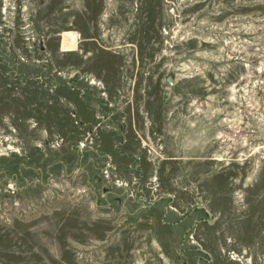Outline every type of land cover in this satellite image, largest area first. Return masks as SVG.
<instances>
[{
  "label": "rangeland",
  "instance_id": "374dc122",
  "mask_svg": "<svg viewBox=\"0 0 264 264\" xmlns=\"http://www.w3.org/2000/svg\"><path fill=\"white\" fill-rule=\"evenodd\" d=\"M0 264H264V0H0Z\"/></svg>",
  "mask_w": 264,
  "mask_h": 264
},
{
  "label": "bare ground",
  "instance_id": "6f19581e",
  "mask_svg": "<svg viewBox=\"0 0 264 264\" xmlns=\"http://www.w3.org/2000/svg\"><path fill=\"white\" fill-rule=\"evenodd\" d=\"M66 39H67V42H62V44H63V46L64 47H67V46H69V47H72V46H74V39H75V36H74V34H72V33H66Z\"/></svg>",
  "mask_w": 264,
  "mask_h": 264
},
{
  "label": "water",
  "instance_id": "95a60500",
  "mask_svg": "<svg viewBox=\"0 0 264 264\" xmlns=\"http://www.w3.org/2000/svg\"><path fill=\"white\" fill-rule=\"evenodd\" d=\"M169 83L171 84L172 82L170 81Z\"/></svg>",
  "mask_w": 264,
  "mask_h": 264
}]
</instances>
